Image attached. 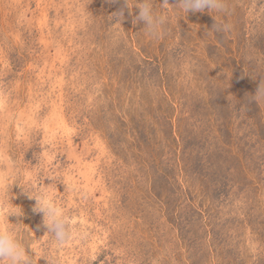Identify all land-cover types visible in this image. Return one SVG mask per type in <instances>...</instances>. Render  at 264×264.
<instances>
[{"label": "rangeland", "instance_id": "obj_1", "mask_svg": "<svg viewBox=\"0 0 264 264\" xmlns=\"http://www.w3.org/2000/svg\"><path fill=\"white\" fill-rule=\"evenodd\" d=\"M226 3L155 38L124 0H0V181L38 264H264V23ZM51 175L62 246L19 187Z\"/></svg>", "mask_w": 264, "mask_h": 264}, {"label": "clouds", "instance_id": "obj_2", "mask_svg": "<svg viewBox=\"0 0 264 264\" xmlns=\"http://www.w3.org/2000/svg\"><path fill=\"white\" fill-rule=\"evenodd\" d=\"M106 2L116 3L118 0H106ZM124 5L125 8H121L118 12L111 15L113 25H119L123 28L122 22L125 19V9L131 14L135 8L138 9V15L135 16L132 23L135 25L143 22L144 27L141 31H144L148 37L155 38H159L163 34L164 25L168 21V16L165 14L168 11L167 6H173V11L179 10L187 14L190 12H204L205 10L209 13L215 12L219 14L225 12L227 8L226 0H178L175 5H169V0H163L161 4H157L156 0H124ZM157 5L163 11H158ZM249 10L250 18L254 23H264V0H250ZM214 21L215 23L209 31L227 32L230 30L229 24ZM251 96L252 103H264V78H261L255 94ZM46 179L52 181V183L45 185ZM58 182L62 183L60 178L51 175L45 177L42 182L38 178L34 187H32L33 182L28 181L31 187L30 192H26L21 186L19 187L30 200L35 201L33 211L42 214V223L47 229L46 234H51L56 246H62L72 239L75 227L55 196L57 189H53L52 186L53 184L58 185ZM6 187L8 185L0 181V264H38V261L43 257L37 259L36 253L22 238L18 230V226L22 222L18 221L15 224L9 222V217H20L23 212L17 213L13 211L15 206L10 202L12 199L11 194L8 202L5 203ZM50 189L52 190L50 191ZM29 249L35 255H30ZM129 264H134V262L130 261Z\"/></svg>", "mask_w": 264, "mask_h": 264}]
</instances>
